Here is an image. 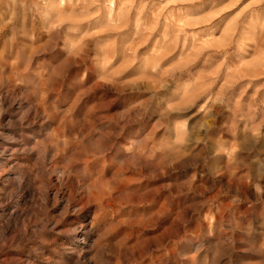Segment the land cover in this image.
I'll use <instances>...</instances> for the list:
<instances>
[{
    "label": "rangeland",
    "instance_id": "rangeland-1",
    "mask_svg": "<svg viewBox=\"0 0 264 264\" xmlns=\"http://www.w3.org/2000/svg\"><path fill=\"white\" fill-rule=\"evenodd\" d=\"M0 264H264V0H0Z\"/></svg>",
    "mask_w": 264,
    "mask_h": 264
}]
</instances>
